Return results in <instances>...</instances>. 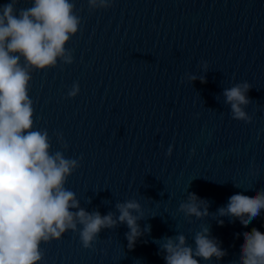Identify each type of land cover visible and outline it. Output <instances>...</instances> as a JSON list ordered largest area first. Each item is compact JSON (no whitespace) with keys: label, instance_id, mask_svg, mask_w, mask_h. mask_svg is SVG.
Instances as JSON below:
<instances>
[{"label":"water","instance_id":"water-1","mask_svg":"<svg viewBox=\"0 0 264 264\" xmlns=\"http://www.w3.org/2000/svg\"><path fill=\"white\" fill-rule=\"evenodd\" d=\"M70 2L80 19L65 45L73 62L31 72L33 129L47 131L50 153L78 161L64 187L79 208L116 220V205L135 200L141 235L129 248L117 220L86 249L78 225L41 243L39 264H165L166 238L183 235L195 250L204 229L226 255L194 257L199 264H239L240 234L264 233V210L244 226L218 209L264 191V0ZM243 82L248 123L232 118L223 95ZM190 193L207 215L180 211Z\"/></svg>","mask_w":264,"mask_h":264},{"label":"clouds","instance_id":"clouds-1","mask_svg":"<svg viewBox=\"0 0 264 264\" xmlns=\"http://www.w3.org/2000/svg\"><path fill=\"white\" fill-rule=\"evenodd\" d=\"M17 2L9 0L0 6V264H39L43 257L41 243L59 240L66 231L75 232L78 225L82 246L90 248L100 230L114 227L117 220L126 223L131 248L141 235L137 224L142 216L140 204L135 200L118 203L116 220L112 213L101 216L99 212L88 213L79 208L74 192L64 187L78 161L65 158L60 151L50 153L47 131L33 129L32 101L28 95L31 72L53 68L58 60L64 64L73 62L65 45L80 25L74 4L70 0H32L31 7L17 11ZM87 2L91 8L98 3L108 6L105 0ZM249 88L243 82L223 92L232 118L245 123L251 121L244 111L250 103ZM78 92V83H73L67 96L75 97ZM171 153L169 146L165 155ZM201 203L190 193L180 211L197 218L207 215V208L200 210ZM261 210L264 191L255 195L233 194L227 206L218 212L221 216L236 217L247 226ZM207 231L196 234L195 250L185 246L183 235H178L176 242L166 238L161 245L165 264H199L194 257L221 259L226 253L209 238ZM240 235L243 242L239 246V264H264V233L253 227Z\"/></svg>","mask_w":264,"mask_h":264}]
</instances>
